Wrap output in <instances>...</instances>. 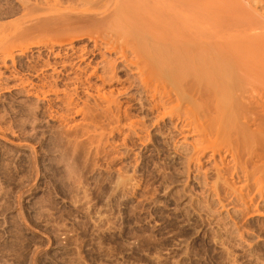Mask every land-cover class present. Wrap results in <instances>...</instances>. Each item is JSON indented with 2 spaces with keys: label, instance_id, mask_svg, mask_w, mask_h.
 <instances>
[{
  "label": "rangeland",
  "instance_id": "obj_1",
  "mask_svg": "<svg viewBox=\"0 0 264 264\" xmlns=\"http://www.w3.org/2000/svg\"><path fill=\"white\" fill-rule=\"evenodd\" d=\"M57 1L0 0V44L22 45L6 62L0 51V264H264V200L253 182L246 188L243 166H236L243 158L236 164L226 156L227 143L219 154L198 153V134L176 117L163 121L140 109L141 95L132 89L119 101L133 105L131 121L143 123L142 132L136 135L128 120L113 132L105 120L94 128L96 97L81 84L74 90L79 62L67 55L68 41L55 38L74 21L62 11L73 5ZM78 37L77 54H92L93 40ZM90 52L85 63L95 66L100 55ZM61 62L70 67L64 71ZM67 98L78 104L72 112ZM86 101V109L97 106L87 116L77 110ZM240 193L257 201H245L247 208Z\"/></svg>",
  "mask_w": 264,
  "mask_h": 264
},
{
  "label": "bare ground",
  "instance_id": "obj_2",
  "mask_svg": "<svg viewBox=\"0 0 264 264\" xmlns=\"http://www.w3.org/2000/svg\"><path fill=\"white\" fill-rule=\"evenodd\" d=\"M44 1L48 2L49 0ZM65 1L73 6H67L65 9L58 6V8H62V11H68L64 13H69V16L72 15L70 18L73 17L72 20L74 21L71 24L69 22L68 26L66 23L67 27L64 30L59 28L61 31L58 33L57 31L56 33L55 31L51 32L52 28H49L51 33L56 34V41L61 42L62 39L68 41V45L66 44L68 46L67 55L72 52L79 62L78 72L74 74L76 77L74 80L71 79L74 81L73 85L77 86L74 87V90L77 91L79 84H81L79 87H83L89 99L96 97L95 103H98L96 105L100 109H95V111L98 113L102 111V113L100 112L102 117L97 113L99 118L97 115L90 118L93 125H96L94 128L102 127L103 129L105 120V123L108 122V126H112L113 132L120 130V124L123 120H128L131 123V125L129 123L130 128H133L134 133L137 132L143 123L140 121L142 123L140 127L139 121L135 122V119L131 121L133 105L124 107L119 101V98L128 95L131 89L136 90L141 95L135 99L138 100L136 102L140 109L156 112L161 116V119L165 116L176 117L178 122L183 123V128H187L189 132H194L196 136L198 134V143L195 144L196 148L194 146L195 150L198 148V153L200 150L205 152L208 148H212L211 150L217 154L218 148L221 146L224 148L225 145L223 144L227 143L228 151L225 152L224 150L221 153L223 152L224 155L225 152L227 156L226 153L229 152L234 163L237 160L240 162L243 158L244 165H236L237 163L235 165L243 166L242 171L239 169L238 171L242 172L243 181L245 179L246 185H249L246 188L253 185L255 193L257 192L264 200V0ZM60 4L58 2V5ZM54 5L55 3L52 4V6ZM50 7L48 8L49 12ZM63 24L65 23L63 22ZM51 33L47 34L51 39L49 40L47 37V42H52ZM80 33L82 35L87 34L88 39L93 40L94 48L93 45L92 48L95 50L92 54L95 55L94 53L98 52L96 54L100 55L98 59L101 60H96L98 61L96 64L93 62L95 66H91L92 62L85 63L88 60L87 54L90 50L88 53L84 51L87 54L83 53L82 49L80 54L76 52V46L73 44L77 39L79 40ZM11 41L8 39L5 41L6 43L2 41V43L4 42L3 45L0 44V51L5 56V62L7 58L12 57L15 48L22 47V45L11 46ZM27 48L29 49V47ZM22 51L24 54V49ZM22 51L18 53L22 54ZM108 55L114 58H110ZM63 63H59L63 65L62 69L67 66L70 67V65H66V62ZM69 64L71 63L69 62ZM82 64L85 65L82 66ZM74 65L72 66L74 67ZM90 67L92 68L88 72ZM63 70L65 71V69ZM53 71L61 72L57 68ZM93 79H96L97 83H92ZM52 84H49V87H53L52 90L58 87ZM44 85H46L45 82ZM113 86L116 87L113 88ZM43 87L45 88V86ZM106 87H110L111 90L103 92L102 90ZM42 92L45 93L46 91ZM47 92L50 93V91ZM38 95L40 96V93ZM57 98L59 99V96ZM68 98L67 104L69 105L66 106L67 108L70 109L73 104H75L74 107L76 105L78 107L76 102L72 104L74 99L69 101ZM62 100L66 104V96ZM84 103L82 109H76L85 116L88 115L86 114L89 112L88 109L91 111V108L97 107L89 105V108L86 109L87 103L90 101ZM101 120L103 125H99ZM140 130L139 132H142L143 129ZM178 130L185 131L182 128ZM84 131H82L83 134ZM91 132H87L85 135H89ZM223 155L221 156L223 157ZM231 156L229 155V157ZM223 158L222 161L227 157ZM240 172L238 174H241ZM247 181H251L250 183L253 182V184L250 185ZM251 189L250 191L253 192ZM240 192L243 193V191ZM246 192L248 193V189ZM241 193L238 194L242 195L241 198L239 196L237 199H241L242 203L250 200L249 205H252L251 202L255 199L257 201V198L254 199L253 197L254 192V194L252 193L253 196H250L251 199L247 198L248 201L245 196L249 197V195L244 193V196ZM246 202L247 208L250 207ZM256 203L254 205L259 206L258 202ZM257 206L255 207L257 208ZM262 206L264 205H261L260 209H263ZM253 208L254 213H257ZM260 209H257L258 213H260Z\"/></svg>",
  "mask_w": 264,
  "mask_h": 264
}]
</instances>
